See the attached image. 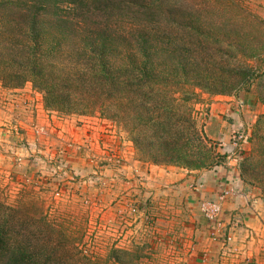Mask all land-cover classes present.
I'll return each mask as SVG.
<instances>
[{"label":"rangeland","instance_id":"374dc122","mask_svg":"<svg viewBox=\"0 0 264 264\" xmlns=\"http://www.w3.org/2000/svg\"><path fill=\"white\" fill-rule=\"evenodd\" d=\"M164 7L162 41L173 40L171 49L191 59L193 80L182 86L188 94L177 92V104L198 120L212 150L202 163L154 161L138 142L147 126L133 102L125 112L52 106L47 92L21 82L9 61L7 78L0 73V202L8 207L0 215L13 225L6 230L19 252H46L42 264H189L172 234L182 230L189 209L170 193L174 185L159 187L161 168L184 169L198 190L203 173L231 164L264 201V0H166ZM132 15L118 18L129 27ZM84 34L65 41L68 58L86 49ZM125 52L113 54L123 59ZM239 129L241 158L238 142L220 140L221 132L232 139Z\"/></svg>","mask_w":264,"mask_h":264},{"label":"trees","instance_id":"16d2710c","mask_svg":"<svg viewBox=\"0 0 264 264\" xmlns=\"http://www.w3.org/2000/svg\"><path fill=\"white\" fill-rule=\"evenodd\" d=\"M165 2L149 0L143 5L134 0H0V37L10 40H0V58L4 59L0 73L6 74L0 78L5 81L7 69L12 66L9 61H13L18 79L38 83L52 106L65 103L85 112L93 107L125 112V104L133 102V107L141 109L137 112L139 119L147 126L143 141L138 142L144 143L142 147L152 160L175 165L202 163L212 149L199 132L198 120H191L178 106L181 103L177 104L175 95L188 94L182 86L193 76L187 70L191 59L187 55L179 57L177 48L171 49L173 40L166 45V40L162 41L159 24L166 11ZM118 13L134 14L137 20L131 19L132 26L127 27ZM90 19H94L93 25ZM133 31L138 34L130 38ZM8 32L13 36L6 39ZM79 32L87 35L86 49L76 48L77 59L72 60L68 58L70 52L65 54V41ZM117 48L126 50L123 59L114 57ZM182 122L187 124H178ZM0 209L8 211L1 202ZM5 216L0 215V264H42L39 261L46 252L16 250L6 230L13 225ZM25 257L33 261L22 259Z\"/></svg>","mask_w":264,"mask_h":264},{"label":"crops","instance_id":"0c3cea01","mask_svg":"<svg viewBox=\"0 0 264 264\" xmlns=\"http://www.w3.org/2000/svg\"><path fill=\"white\" fill-rule=\"evenodd\" d=\"M219 122L217 124H221ZM217 124H212L213 128L215 127L214 131L219 130L216 128ZM226 132L225 134L221 132L220 140L231 146L229 143L232 141L231 133L230 131ZM233 166L231 164L218 165L203 173L202 179H200L203 184L198 190L193 188L194 184L190 183L191 178L187 177L184 169L178 168L177 170L173 167L160 169L158 176L161 178V183L159 182V187L174 185L170 193L177 201L182 199L179 202L188 206L189 209L182 219L185 220L181 225L182 230L178 231L180 227L172 230L175 239L172 240L177 245H184L185 248L182 249L181 246L179 249H182L183 252L186 249L184 253L186 259L190 261L189 264L264 263V232L261 228L264 225V201L261 195L246 187L245 183L241 181L242 175L239 167L237 169ZM155 172L157 171L155 170ZM230 184L239 185L241 196L226 201L227 225L224 228L225 233L222 237L214 239L210 236V223L201 213L200 203L204 199H217L216 195L219 194L222 187ZM253 230L257 233V237ZM240 254H242L241 262Z\"/></svg>","mask_w":264,"mask_h":264},{"label":"built area","instance_id":"2783aa9c","mask_svg":"<svg viewBox=\"0 0 264 264\" xmlns=\"http://www.w3.org/2000/svg\"><path fill=\"white\" fill-rule=\"evenodd\" d=\"M244 135L241 129L237 131V136H233L232 142H238V158L240 156V147L243 144ZM241 158V156H240ZM196 185V184H195ZM237 184H230L222 187L221 193L215 200H208L201 203V211L210 223V236L214 239L222 237L225 233L226 215L224 203L236 196H241Z\"/></svg>","mask_w":264,"mask_h":264}]
</instances>
